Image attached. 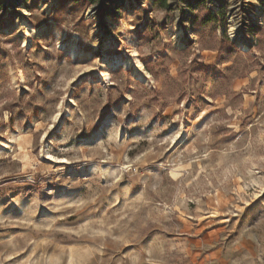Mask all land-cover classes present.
I'll list each match as a JSON object with an SVG mask.
<instances>
[{
	"label": "rangeland",
	"instance_id": "374dc122",
	"mask_svg": "<svg viewBox=\"0 0 264 264\" xmlns=\"http://www.w3.org/2000/svg\"><path fill=\"white\" fill-rule=\"evenodd\" d=\"M20 4L0 264H264V0Z\"/></svg>",
	"mask_w": 264,
	"mask_h": 264
},
{
	"label": "bare ground",
	"instance_id": "6f19581e",
	"mask_svg": "<svg viewBox=\"0 0 264 264\" xmlns=\"http://www.w3.org/2000/svg\"><path fill=\"white\" fill-rule=\"evenodd\" d=\"M16 1L17 0H5V1H1V2H4L3 4L5 5V3L7 2L9 5H14L15 3H16ZM21 3H22V0H21ZM21 5V4H20ZM238 11H239V9H238V7H233L232 9H231V12H230V17H229V20L231 21L233 18H235V17H238L237 16V13H238ZM243 20H244V22H247V18L245 17V19L243 18ZM231 31L233 32V33H235V34H237L238 33V29L237 28H234V27H232L231 28ZM242 47V49H246L245 48V46H241Z\"/></svg>",
	"mask_w": 264,
	"mask_h": 264
},
{
	"label": "trees",
	"instance_id": "16d2710c",
	"mask_svg": "<svg viewBox=\"0 0 264 264\" xmlns=\"http://www.w3.org/2000/svg\"><path fill=\"white\" fill-rule=\"evenodd\" d=\"M81 1H87L89 2V0H81ZM188 2H192V0H187ZM197 3H203L205 0H194ZM159 6L163 9H167V0H157Z\"/></svg>",
	"mask_w": 264,
	"mask_h": 264
},
{
	"label": "water",
	"instance_id": "95a60500",
	"mask_svg": "<svg viewBox=\"0 0 264 264\" xmlns=\"http://www.w3.org/2000/svg\"><path fill=\"white\" fill-rule=\"evenodd\" d=\"M1 1H5V0H0V3H1ZM3 3H4V2H3ZM20 3H21V0H17L16 3H15L14 5H12V4L9 5V4L6 2V3H5V6L8 7V8H14L15 5H19ZM116 4L118 5L119 3H116Z\"/></svg>",
	"mask_w": 264,
	"mask_h": 264
}]
</instances>
